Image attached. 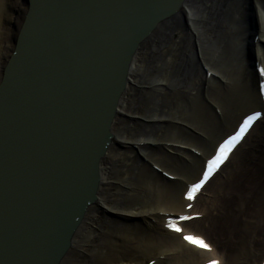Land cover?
<instances>
[{"label":"bare ground","instance_id":"bare-ground-1","mask_svg":"<svg viewBox=\"0 0 264 264\" xmlns=\"http://www.w3.org/2000/svg\"><path fill=\"white\" fill-rule=\"evenodd\" d=\"M181 4L133 54L110 125L113 139L99 161L96 200L57 264L264 261V252L258 262L248 243L264 218V121H255L232 150L219 170L253 133L209 197L202 195L216 173L189 210L183 197L217 142L239 118L262 107L256 67L264 64V0ZM26 12V0H0V81ZM183 213L197 216L180 222L183 232L170 231L168 217ZM184 232L202 236L211 249L189 245Z\"/></svg>","mask_w":264,"mask_h":264},{"label":"water","instance_id":"water-1","mask_svg":"<svg viewBox=\"0 0 264 264\" xmlns=\"http://www.w3.org/2000/svg\"><path fill=\"white\" fill-rule=\"evenodd\" d=\"M0 81V264H57L96 200L133 54L182 0H26Z\"/></svg>","mask_w":264,"mask_h":264},{"label":"snow or ice","instance_id":"snow-or-ice-1","mask_svg":"<svg viewBox=\"0 0 264 264\" xmlns=\"http://www.w3.org/2000/svg\"><path fill=\"white\" fill-rule=\"evenodd\" d=\"M260 72L264 73V64L260 65ZM260 90L264 91V80L260 81ZM260 115V112L253 111L249 115L243 117V120L240 123L238 129L219 143L218 147L215 149L214 154L208 158L202 176L188 186V190L185 195L191 197L196 193V191L201 187L205 180L220 166L222 161L227 158L237 141H239L244 136L253 120H255V118ZM187 215V213L182 214L180 217H178V219H184ZM192 215L197 214L193 213ZM168 226L177 231H182L181 225L171 217H169ZM184 237L190 243L195 244L199 247H203L206 249H211L212 247V245L208 244L202 236L195 235L191 232L184 233ZM206 264H219V261L215 259L208 260Z\"/></svg>","mask_w":264,"mask_h":264},{"label":"rangeland","instance_id":"rangeland-1","mask_svg":"<svg viewBox=\"0 0 264 264\" xmlns=\"http://www.w3.org/2000/svg\"><path fill=\"white\" fill-rule=\"evenodd\" d=\"M259 128V127H258ZM257 128V129H258ZM261 128H259L260 131ZM253 134V133H252ZM250 134L244 144L242 145V147L240 148V150H238V152L236 153V155L230 159V161L224 165L217 173L216 176L214 177L213 181L210 183V185H208V187L206 188V190H204V194L202 195L203 197H209V193L211 192V190L216 187L217 183L219 180H223L225 178V176H227V174L229 173V171L233 168V166L235 165V162L237 161L239 155L241 154V152L246 149L249 145H251V135ZM203 199H201V201H199L198 206L196 207H202L203 206ZM260 220V221H259ZM257 221V224L255 225V227H258V229L256 231H253L251 233V237L248 239V243L252 244L255 248V253H256V257H257V261L259 262V260L261 259L263 252H264V218L263 219H259ZM204 230H207V228H204ZM208 234V237L212 238V240L216 239V236L213 235L212 233H210L209 231L206 232ZM211 240V239H210Z\"/></svg>","mask_w":264,"mask_h":264}]
</instances>
